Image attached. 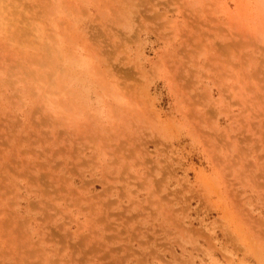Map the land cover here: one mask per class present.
Wrapping results in <instances>:
<instances>
[{
  "label": "rangeland",
  "instance_id": "374dc122",
  "mask_svg": "<svg viewBox=\"0 0 264 264\" xmlns=\"http://www.w3.org/2000/svg\"><path fill=\"white\" fill-rule=\"evenodd\" d=\"M0 264H264V0H0Z\"/></svg>",
  "mask_w": 264,
  "mask_h": 264
},
{
  "label": "bare ground",
  "instance_id": "6f19581e",
  "mask_svg": "<svg viewBox=\"0 0 264 264\" xmlns=\"http://www.w3.org/2000/svg\"><path fill=\"white\" fill-rule=\"evenodd\" d=\"M30 43V42H29Z\"/></svg>",
  "mask_w": 264,
  "mask_h": 264
}]
</instances>
